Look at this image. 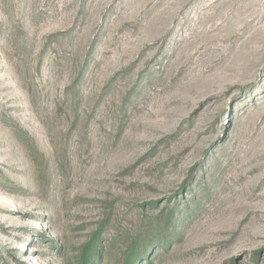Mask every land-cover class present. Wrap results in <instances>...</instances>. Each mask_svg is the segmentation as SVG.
<instances>
[{"label":"rangeland","instance_id":"1","mask_svg":"<svg viewBox=\"0 0 264 264\" xmlns=\"http://www.w3.org/2000/svg\"><path fill=\"white\" fill-rule=\"evenodd\" d=\"M264 264V0H0V264Z\"/></svg>","mask_w":264,"mask_h":264},{"label":"trees","instance_id":"2","mask_svg":"<svg viewBox=\"0 0 264 264\" xmlns=\"http://www.w3.org/2000/svg\"><path fill=\"white\" fill-rule=\"evenodd\" d=\"M94 244H87L86 247L82 250L79 258L77 259L76 264H93L91 262V257L95 255V252L92 249Z\"/></svg>","mask_w":264,"mask_h":264}]
</instances>
